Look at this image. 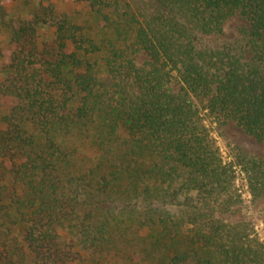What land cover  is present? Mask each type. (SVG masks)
Wrapping results in <instances>:
<instances>
[{
  "label": "trees",
  "instance_id": "16d2710c",
  "mask_svg": "<svg viewBox=\"0 0 264 264\" xmlns=\"http://www.w3.org/2000/svg\"><path fill=\"white\" fill-rule=\"evenodd\" d=\"M14 1L0 0V264H264L236 186L263 197L264 159L225 161L208 124L264 143V0H64L85 24ZM233 15L242 49L205 41Z\"/></svg>",
  "mask_w": 264,
  "mask_h": 264
},
{
  "label": "rangeland",
  "instance_id": "374dc122",
  "mask_svg": "<svg viewBox=\"0 0 264 264\" xmlns=\"http://www.w3.org/2000/svg\"><path fill=\"white\" fill-rule=\"evenodd\" d=\"M50 1L57 10H64L72 15L77 23L85 24V21L87 23L90 22L88 10L83 5L66 3L64 0ZM35 3L33 0H15L9 4L8 13L24 16L35 9ZM247 28L248 24L243 18L233 15L224 22L219 34L209 35L204 37V39L211 46H228L239 51L245 44ZM3 33L4 29H0L1 44L6 40ZM213 121L209 119L208 124L225 161H229L238 154L264 159V143L256 141L232 122L218 123ZM236 186L242 194L241 216L252 223L258 237L264 243V196L253 199L246 190L241 173L237 176ZM226 217L231 220L237 219ZM17 231L16 229L12 232L14 237Z\"/></svg>",
  "mask_w": 264,
  "mask_h": 264
}]
</instances>
